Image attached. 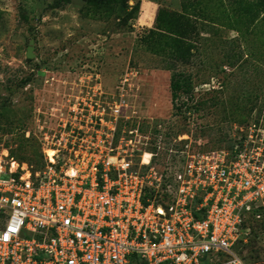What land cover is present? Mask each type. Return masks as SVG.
<instances>
[{
    "label": "rangeland",
    "instance_id": "1",
    "mask_svg": "<svg viewBox=\"0 0 264 264\" xmlns=\"http://www.w3.org/2000/svg\"><path fill=\"white\" fill-rule=\"evenodd\" d=\"M242 1L258 0H0V159L42 169L53 115L78 99L111 112L126 95L123 127L161 146V172L173 147L231 150L264 129V13L243 19ZM253 254L264 264V236Z\"/></svg>",
    "mask_w": 264,
    "mask_h": 264
},
{
    "label": "built area",
    "instance_id": "2",
    "mask_svg": "<svg viewBox=\"0 0 264 264\" xmlns=\"http://www.w3.org/2000/svg\"><path fill=\"white\" fill-rule=\"evenodd\" d=\"M126 98L53 115L43 170L0 159V264H252L237 248L264 224L263 127L231 150L173 147L161 172Z\"/></svg>",
    "mask_w": 264,
    "mask_h": 264
},
{
    "label": "trees",
    "instance_id": "3",
    "mask_svg": "<svg viewBox=\"0 0 264 264\" xmlns=\"http://www.w3.org/2000/svg\"><path fill=\"white\" fill-rule=\"evenodd\" d=\"M242 7L240 12V16L243 19H251L253 22H256L264 13V0H258L253 3H247L246 1H242ZM185 98V96H179L178 98L173 96V101H179L180 99ZM187 98V97H186ZM193 101V98H188ZM45 161V160H44ZM45 167V165H43ZM44 167L40 170H43ZM264 232V224L262 225H255L253 227V238L250 241V243L247 246H244L243 248L245 250H250L249 254L253 257L254 256V250H255V245H258V241L262 238L261 234ZM241 256H243V253H239ZM244 257V260L247 263H251L252 260H255L252 257ZM258 258H256L257 260Z\"/></svg>",
    "mask_w": 264,
    "mask_h": 264
},
{
    "label": "bare ground",
    "instance_id": "4",
    "mask_svg": "<svg viewBox=\"0 0 264 264\" xmlns=\"http://www.w3.org/2000/svg\"><path fill=\"white\" fill-rule=\"evenodd\" d=\"M49 154H52V155H51V157L54 155V153H53V152H49ZM15 167H16V166H15ZM25 167H27V166H25Z\"/></svg>",
    "mask_w": 264,
    "mask_h": 264
}]
</instances>
